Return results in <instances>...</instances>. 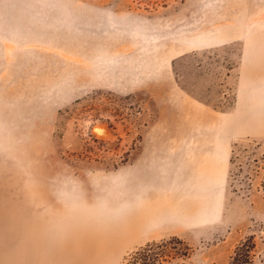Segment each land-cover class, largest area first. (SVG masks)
<instances>
[{"label":"rangeland","instance_id":"374dc122","mask_svg":"<svg viewBox=\"0 0 264 264\" xmlns=\"http://www.w3.org/2000/svg\"><path fill=\"white\" fill-rule=\"evenodd\" d=\"M249 236L264 264V0H0V264Z\"/></svg>","mask_w":264,"mask_h":264},{"label":"trees","instance_id":"16d2710c","mask_svg":"<svg viewBox=\"0 0 264 264\" xmlns=\"http://www.w3.org/2000/svg\"><path fill=\"white\" fill-rule=\"evenodd\" d=\"M178 240V239H175ZM174 241V239H172ZM169 241L148 243L145 247L133 252L130 255L128 264H158L163 258L170 257ZM180 242V241H179ZM183 244L186 257L188 247ZM256 253V243L253 236H249L241 241L234 249L229 264H252Z\"/></svg>","mask_w":264,"mask_h":264}]
</instances>
